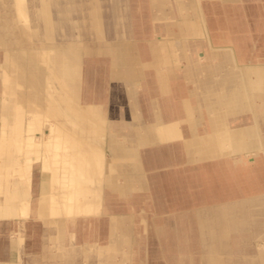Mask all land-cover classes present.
Instances as JSON below:
<instances>
[{
	"label": "rangeland",
	"instance_id": "obj_1",
	"mask_svg": "<svg viewBox=\"0 0 264 264\" xmlns=\"http://www.w3.org/2000/svg\"><path fill=\"white\" fill-rule=\"evenodd\" d=\"M96 1L98 5L94 4ZM149 2L150 0H130V7H126L125 10L122 3L117 7L114 0H26L27 24L22 25L24 29L16 25L17 35L14 36V33L12 34L14 29L7 28L4 24L10 13L6 11L5 0H0V35L3 41L6 39L11 46L18 49L22 44L29 49L38 47L39 52H42L31 54L17 52L11 53L13 56L9 57L4 55L5 52L0 45V65L10 70L8 74L15 76L12 80V77L3 76L6 78L5 81L0 77V101L2 104L7 103L5 96H10L14 100L10 115L6 114L5 117L4 132L0 133V198L4 202L3 206H8L16 200L14 186L20 188L25 197L31 195L28 206L17 211V218L0 221V264H264V254L258 251L257 247L258 242L262 243L261 237L255 241L253 239L254 251L251 254L232 253L230 250L234 244L236 250L247 246L245 240L234 238L239 231L232 230V225L231 228L223 230L217 222L206 221V227L203 229L202 223L194 220L196 219L194 215H191L192 221H189L188 215H184L192 208L191 206H194L192 203L200 200L199 198L212 195L208 179L214 180L217 176L214 165L207 168L208 176L206 174L203 176L200 171L189 166L184 168V164L148 170L143 166L139 155L135 157L140 159L141 164L136 167L132 165L134 157L130 152L133 151L129 149L133 148L134 143L126 139L130 138L127 133L132 128L127 124L126 118L129 100L125 98L123 89L116 85L118 74L114 62L116 63L117 59L111 55L110 50L116 48V43L119 44L120 52H124V55L121 54L128 64H134L135 59H138L140 68L143 67L141 59L152 55L161 71L171 67L179 70L182 69L179 65L187 64L190 56H195V49L201 47L200 43H197V47H192L194 41H202L204 37L201 24L184 28L166 24L172 20L170 10H173L174 0H170L169 3L163 2L164 9L155 12L149 8ZM255 2H251L253 7L250 31L237 23L243 19L241 9H236L235 14H232L234 9L224 8L216 15L214 9L208 4V7L204 5L210 22V34L220 31L232 35L235 33V42L239 45L236 48L248 53L247 43L251 42V53L256 57V53L263 48L264 38L259 37V40H255L252 37L258 34V28L264 27L260 24L262 22L260 12L264 11V8ZM41 8H45L47 12L45 16L35 12ZM13 14L16 15L14 12ZM9 18L8 21L13 17L10 15ZM217 20L218 25L215 24ZM197 21L201 22L200 19ZM233 21L236 29L230 31L228 27ZM260 32V35L264 34L263 31ZM166 38L168 40L164 41L162 47L158 41ZM150 42L153 45H150ZM70 47L79 58L80 85L71 82L63 73L65 56L61 57V64L53 61L54 58H59V52H66L68 49L67 53L70 52ZM167 51L169 55L165 57L164 52ZM22 57H27L26 61L28 63L30 61L32 65L30 67L35 75L32 81L25 80L26 76L32 74L27 70L29 68H24L25 71L22 72L24 76L16 73ZM224 66V68L231 66L233 69L231 62L224 61ZM18 72L21 74V71ZM46 74L51 78L46 79ZM52 75L57 80L59 78L58 84ZM47 80L61 87V90L70 97L72 106L68 105L66 113L74 116V124L67 123L65 120L67 117L62 115L60 109L57 110L55 106L44 102V98L46 100L48 97L45 86ZM88 102L101 106V116L95 105L89 107ZM52 105L59 107L55 101ZM30 117H33L36 123L40 122L34 125V130L28 131L27 135L24 131V121ZM88 117H92L95 124L101 121V117L104 118L103 130H97V126L87 127ZM50 121L56 123L52 125ZM93 128H96V131ZM105 128L106 130L111 128L110 134H113L111 137L115 136L119 144L129 151L125 152L121 159L111 158L109 144L106 149L108 160L106 158L103 164L101 153L105 149V137L108 136ZM46 129H51L48 137L44 135ZM120 133L125 137L121 139ZM30 136L34 140L29 139ZM55 138L59 140L56 141ZM49 144H52L53 149H48ZM71 144L82 156L78 154L80 157L74 159L68 157L71 154ZM145 144L141 143L138 147L140 155L146 147ZM25 151L28 153L27 156ZM53 151L58 156L55 159L46 158L45 154L49 155ZM97 151L101 155L94 158L93 154ZM89 156L93 158L90 159ZM13 158L18 160L19 166L15 165L17 163L13 162ZM53 160L56 163H52ZM69 161L80 165H86L85 162L88 161L87 166L75 167L77 174L79 170H83L84 174L78 175L72 184L65 180L64 175L54 171L55 167L59 168L61 163L65 165ZM70 164L68 163V166ZM87 173L90 178L86 177ZM103 180L105 186L103 197L100 194L96 204L88 205V197L85 195L90 191V184L94 185ZM62 181L65 182L64 187H58ZM56 186L62 194L78 196L70 200L72 205L49 206V209L53 211L56 209L61 214L63 221H59V225L46 221L53 219L52 217L44 219L33 212L37 198L47 197L56 190L53 189ZM201 189L204 191L200 192ZM26 208L27 214H24ZM49 213L50 211H47L40 215L49 216ZM114 217L123 219L127 228L125 231H120V222L115 221ZM109 224L112 225L111 230ZM216 231L221 233L218 238L214 237ZM12 235H16L19 244L8 260L3 251L6 249L8 237L10 239ZM209 247H214L215 252L209 251ZM212 258H217V261H213Z\"/></svg>",
	"mask_w": 264,
	"mask_h": 264
},
{
	"label": "crops",
	"instance_id": "obj_2",
	"mask_svg": "<svg viewBox=\"0 0 264 264\" xmlns=\"http://www.w3.org/2000/svg\"><path fill=\"white\" fill-rule=\"evenodd\" d=\"M252 1H256L258 6L264 8V0L234 2L204 0L202 6L204 16L208 21V33L210 34V22L206 16L207 10L204 9V5L208 4L211 9H214L213 12L216 15H219L220 9L224 10V8L234 9L232 14H235L236 9H241L243 19L237 23L242 25L245 30L250 31ZM5 2L6 9L13 10L12 4L10 5L11 0H5ZM163 2L169 3L170 0H150L148 6L153 12L159 11V9L163 10ZM185 4H187L185 0H174L173 10H170L173 17L166 24L177 28H184L188 24L191 26L201 24L197 20L191 21L192 16H189V8H186ZM181 6L186 10L179 13L178 8ZM260 16L262 19L260 24L264 25V11L260 12ZM215 24H219L218 20ZM234 25L235 21L228 29L230 31L236 29ZM258 31V34L252 35L255 40L264 38V34L260 35V31L264 32V27L258 28ZM227 35L231 38L229 43L224 41V37ZM210 36L216 45L221 46L225 43L233 45L237 57L243 61H264V44L262 50H259L255 57L251 53V42L247 43L248 53L236 48L238 44L235 42V33L232 35L220 31L214 32V34L212 32ZM167 40L166 38L158 42L163 47L164 41ZM255 40H253L254 44ZM201 45L199 49L193 51L196 57L190 56L187 61L188 65H179L182 68L179 70L171 67L164 71L159 69L152 55L141 59L143 67L140 68L138 59H135V63L130 65L124 59V52H120L119 45L115 48L116 63L120 61L116 65L118 74L116 79H121L124 82L127 78L126 95L135 96V99L128 96L131 100L128 102L126 113L127 124L132 127L131 131L127 133L130 138L126 139L134 143L133 148L129 149L133 151L130 152V155L132 154L134 157L132 165L136 167L141 164L140 159H136L139 155L142 158L143 166L148 170L184 164V168L189 166L193 170L200 171V174H204L203 176L205 174L208 176L207 168L214 165L217 176L214 177V180L208 179V187L213 192L212 195L199 198L200 200L192 203L194 206H191L192 208L187 210L188 212H185L184 215L189 216V221H192L191 215H194L196 217L194 220L202 223L203 229L206 227V221L217 222L223 230L231 228L232 225V230L239 231V234L234 238L247 242V246L240 248L242 250L238 247L236 250L233 243L230 250L232 253L251 254L254 251L252 248L253 239L255 241L261 237L262 243L258 242L257 247H259L258 251L264 254V166H262L264 165V121L259 119L256 124L255 120L250 118V109L244 111L247 107L244 105L241 107L240 104L232 100L233 86L238 85L229 83L230 85L225 90L223 89V76L225 75L223 68L225 67L224 61L227 60L212 52L205 57H200L198 51L207 46L202 43ZM191 46L197 47L195 42ZM164 55L167 57L169 52H164ZM113 72L115 74L116 70ZM60 76L62 77V74ZM242 117L243 120H241ZM170 125L178 128L177 133L170 136L169 133L164 132L163 135L167 138L162 139L160 130ZM233 130L234 132H231ZM120 136L121 139L125 137L124 134ZM112 140L110 156L121 159L129 150L122 147L117 138L113 137ZM141 143H146L144 145L146 147L140 155L138 147ZM257 172L258 175H256ZM203 191L201 189L200 192ZM118 222H120V231H125L127 228L123 219H119ZM241 226L244 227L238 229ZM212 234H210L211 237ZM219 236L221 233L216 231L214 237L218 238ZM11 240L12 237L10 239L8 237L5 251L2 249L8 260H10V254L14 253L11 248ZM209 248V251L215 252L214 247ZM212 260L217 261V258H212ZM248 260L250 261L251 258Z\"/></svg>",
	"mask_w": 264,
	"mask_h": 264
},
{
	"label": "bare ground",
	"instance_id": "obj_3",
	"mask_svg": "<svg viewBox=\"0 0 264 264\" xmlns=\"http://www.w3.org/2000/svg\"><path fill=\"white\" fill-rule=\"evenodd\" d=\"M115 1V4L118 6H121L122 4L124 5L125 7V10H126V7H130V0H114ZM176 1V0H175ZM187 1V4H185L186 8H189L188 10V13H189V16H192L191 18V21H194V20H198L200 19L201 21V24H202V30H203V40L202 41H194L197 45V43H202L204 45H207L206 47H204V49H201L198 51V54L200 57H205V55H208L210 52L214 53L215 55H219V56H222V58L224 60H227L229 62H231V65L233 66V69H231L230 67H226V68H223L225 69V75L223 76V89L225 90V88H227L230 84H236L238 86H233V91L232 93L234 92V95L232 98V100L234 102H236L237 104H240L241 107L242 105H247V108L246 110L244 111H247L248 109H250V118H252V120H255V123L257 124V121L260 119L261 121H264V61H258V62H249V61H243L241 59H239L237 57V53H236V50L234 48L233 45L231 44H228L229 42H231V38L227 35L226 37H224V41L225 42H228L227 44H223L221 46L219 45H216L212 42V39H211V36L210 34L208 33V21L206 19V17L204 16V11H203V6H202V3L204 0H185ZM208 1V0H207ZM222 2L224 1H228V2H234V1H239V0H220ZM94 2V1H93ZM30 3V2H29ZM54 3V2H53ZM122 3V4H121ZM12 4V7H13V10L12 9H6V11H8V16L6 17L5 19V23L7 28H12L14 29V31L12 32V34L14 33V36L17 35V31L15 30V26L17 25L19 28L21 29H24V26H22L23 24L26 25L27 24V20H28V15H27V3H26V0H11L10 2V5ZM96 5L97 4V1L94 3ZM152 4V3H151ZM43 5V4H42ZM59 5V4H58ZM73 5V4H71ZM92 6V5H91ZM74 7V6H73ZM150 7V6H149ZM181 6L178 8V12L181 13V11H184L186 10V8ZM52 8V7H51ZM55 8V6H54ZM185 8V9H184ZM58 9V8H56ZM97 9V8H95ZM111 9V7H110ZM93 11V10H92ZM91 11V13H92ZM95 11H98V10H94ZM13 12L16 14L14 16ZM35 12L39 13V15L41 16H45L47 13L45 8H41V10H38L36 9ZM87 12V11H86ZM1 13V12H0ZM111 13V12H110ZM121 13V12H120ZM51 14V13H50ZM86 14V13H85ZM96 14V13H95ZM99 14V13H98ZM113 14V13H112ZM11 15L12 20H7V18H9ZM94 15V14H93ZM70 16V15H69ZM87 17V16H86ZM112 17V16H111ZM179 18V17H178ZM10 19V18H9ZM112 19V18H111ZM16 20V22H15ZM34 20V19H33ZM74 20V19H73ZM101 20V19H100ZM121 20V19H120ZM179 20H181L179 18ZM59 21V20H58ZM182 21V20H181ZM60 22V21H59ZM96 22V21H95ZM29 23V22H28ZM125 23V22H123ZM38 24V23H37ZM113 24V23H112ZM122 26V25H120ZM187 27H191V24H188L186 25ZM1 28V26H0ZM30 28V27H29ZM53 28V27H52ZM11 29V30H12ZM38 29V28H37ZM90 30V29H89ZM114 31V30H113ZM24 32V31H23ZM1 33V32H0ZM63 33V31H62ZM19 34V33H18ZM57 34V33H56ZM123 34V33H122ZM24 35V34H23ZM78 35V34H77ZM38 36V35H36ZM41 36V35H40ZM17 37V36H16ZM30 37V36H29ZM161 37V36H160ZM43 38V37H42ZM160 39V38H159ZM30 40V39H29ZM24 41V40H23ZM25 42V41H24ZM35 42V41H34ZM74 42V41H73ZM10 42L7 41L6 39L3 41V37H1L0 35V45H1V49L3 50L4 55L6 56H9L12 55L11 53L15 54L17 52H20V53H28V54H31V53H42V52H39V48H33V49H29L28 47L24 46L23 44L18 48H16V46H11V44H9ZM36 43V42H35ZM40 43V42H39ZM45 43V42H43ZM71 43V42H70ZM14 44V43H13ZM75 44V43H74ZM108 44V43H107ZM117 45L119 44H116V47ZM203 45V46H204ZM43 46V45H42ZM66 46V45H65ZM103 46V45H102ZM202 46V45H201ZM34 49H38V50H34ZM70 52L67 53V50L66 52H59L60 55H59V58L58 59H53V61H55L56 63L59 62V64H61L60 60H61V57L62 56H65L64 57V60H66V63L63 65V68H62V71L63 73L69 77V79L71 80V82H73L74 84H79L80 85V73H81V69H80V63H79V58L76 54V52L70 47ZM84 49V48H83ZM32 50H34L32 52ZM58 50V49H57ZM56 50V51H57ZM60 51V50H59ZM87 52V50H86ZM115 48H113V50H110V53L111 55L114 57L115 55ZM58 53V52H56ZM88 53V52H87ZM86 53V54H87ZM76 55V56H75ZM108 55V54H106ZM213 55V54H212ZM13 56V55H12ZM4 57V56H3ZM27 58V57H26ZM26 58H21V61H19V66L17 67L19 71H21V74L18 72V70L16 71L17 74L19 75H23V70L24 68L29 70L30 73H32V69L30 66H32L30 64V61L29 63L26 61ZM32 59V57H30ZM115 58V57H114ZM117 59V57L115 58ZM11 60V59H10ZM32 61V60H31ZM43 61V60H42ZM119 61V60H118ZM3 62V61H2ZM36 62V61H35ZM120 62V61H119ZM118 62V63H119ZM32 63V62H31ZM118 63H115V66L118 64ZM122 63V62H121ZM202 63V62H201ZM213 63V62H212ZM39 64V63H38ZM192 64V63H191ZM209 64V63H208ZM214 64V63H213ZM188 65V64H187ZM135 66V65H134ZM192 66V65H190ZM209 67V66H208ZM189 68V67H188ZM190 69V68H189ZM199 70V69H198ZM8 71L10 70H7L3 65H0V77L2 78L3 81L6 80V78H4L3 76H8V77H12L11 80L13 78H15V76H13L12 74H8ZM25 71V70H24ZM121 71V70H119ZM27 72V71H26ZM76 74V75H75ZM135 74V73H134ZM37 75V74H36ZM42 75V74H41ZM24 76V75H23ZM47 76V74H46ZM53 76V75H52ZM18 77V76H17ZM35 77V75L32 73V74H29V76H26L25 77V80H30L32 81ZM54 77V76H53ZM4 78V79H3ZM50 79L51 76H48L46 77V79ZM55 78V77H54ZM120 78H125V77H120ZM37 79V78H36ZM11 80H9V84L11 82ZM21 80V79H20ZM56 80V84L59 83V78L57 80V78H55ZM118 82H116V85H118L121 89H123V92H124V95H125V98L126 99H129V101L131 100L130 98L132 99H135V96L131 95V94H127L126 95V89H127V83L126 80L124 82H122L121 79H117ZM184 80V79H183ZM48 81V82H47ZM46 83H45V86H46V89H47V94L46 96L47 97V101L45 100L44 98V102H48L47 104H50V106H55V109L59 110L60 109V112H62V115H66V119L67 120V123H70V124H74V116L70 115L69 113H66L67 112V107L68 105H71L72 106V102H71V99L70 97L61 90V87H58L55 85V83H53L51 80H47ZM19 83V82H18ZM52 83L54 85H52ZM220 83V82H218ZM230 83V84H229ZM8 84V85H9ZM206 84V83H205ZM215 84V83H214ZM4 87H7V86H4ZM137 87H139L137 85ZM236 87V88H234ZM231 88V86H230ZM0 92H1V87H0ZM228 92V91H227ZM40 93V92H39ZM228 94V93H227ZM230 94H231V91H230ZM109 95V94H108ZM232 95V94H231ZM26 96V95H25ZM28 96V95H27ZM37 96V95H36ZM128 96L130 98H128ZM6 100H7V103H3L0 101V119H1V128H0V133L4 132V125H6L5 123V117H6V114H9L11 113L13 107H14V100L11 99L10 96H5L4 97ZM28 98V97H27ZM113 98V96H112ZM109 100V99H108ZM120 100V99H119ZM50 101H52L50 103ZM53 101L57 102L58 104V108H56L57 106L56 105H52ZM79 102V101H78ZM19 103V102H18ZM211 104V103H210ZM92 105H95V108L98 109L97 112L98 114H100L101 116V106L98 105V104H93L91 102H88V106L89 107H92ZM44 106V105H43ZM48 106V105H45V107ZM70 107V106H69ZM44 108V107H43ZM70 108H74V107H70ZM45 109V108H44ZM48 109V108H46ZM54 109V108H53ZM95 109V110H96ZM54 111V110H53ZM50 112V111H49ZM58 112V111H56ZM225 112V111H224ZM73 113V112H72ZM33 114V113H32ZM56 114V113H55ZM59 114V113H58ZM61 115V114H60ZM225 117V116H223ZM246 118V117H244ZM18 119L20 120V117L18 115ZM48 119V118H47ZM104 121V118L101 117V121H97L98 124H95L94 123V120L92 119V117H88L87 120H88V126L87 127H90V126H97V130H100L102 131L103 130V121ZM49 120V119H48ZM241 120H243V117L241 118ZM8 121V120H7ZM6 121V122H7ZM40 121H38L37 123H39ZM9 123V121H8ZM7 123V124H8ZM13 123V122H12ZM37 123L34 121V118L30 117V118H26V120L24 121V131L26 132L25 134H27L28 131H32L34 130V125H37ZM54 123L56 122H52L50 121V124L54 125ZM66 123V122H65ZM86 125V124H85ZM34 127V128H33ZM70 127V126H69ZM27 129V131L25 130ZM59 129V128H58ZM109 129V128H108ZM108 129L106 130L105 128V132L108 136L105 137V149L103 150V152L101 153L102 154V158L104 159L103 160V164H105V159L107 158L108 160V150L107 149V146H109V144H113V140L111 137V135L113 136V134H110V129L108 131ZM230 129V128H229ZM94 131H96V128H93ZM92 130V132H93ZM177 130L178 128L176 126H167L165 129H161L160 130V135H161V138L162 139H165L167 137H164V132H167L169 133V135L171 136L173 133L176 134L177 133ZM57 131V130H56ZM11 132V131H10ZM51 132V129L48 130L46 129L45 132H44V135L46 137H48L49 133ZM231 132H234L231 131ZM250 132V131H249ZM78 133V132H77ZM58 134V133H57ZM60 134V133H59ZM62 134V133H61ZM166 134V133H165ZM230 134V133H229ZM28 135V134H27ZM121 135V133H120ZM4 136V135H3ZM67 136V135H66ZM241 136V134H240ZM115 137V136H114ZM116 138V137H115ZM29 139H32V137L30 136ZM89 139V138H88ZM92 140V138H90ZM25 137H24V141H25ZM34 140V139H32ZM56 141L59 140V138H55ZM95 140V139H94ZM236 141V140H235ZM36 142V141H34ZM88 142V141H86ZM18 145L19 144V141H17ZM88 144V143H86ZM92 144V143H91ZM17 145V144H16ZM27 145V144H25ZM1 146V145H0ZM24 146V145H23ZM29 146V145H28ZM48 146V149H53L52 147V144H49L47 145ZM57 146V145H56ZM55 147V146H54ZM80 147H83V146H80ZM19 147H17L18 149ZM262 148V146H261ZM16 149V150H17ZM70 149H71V154L68 155V157L74 159L76 157H80L82 156L81 153H78V149L77 148H74L73 145L71 144L70 146ZM122 149V148H121ZM263 149V148H262ZM38 150V149H37ZM29 151V150H28ZM51 151V150H50ZM73 151V152H72ZM26 152V151H25ZM37 152V151H36ZM39 152V151H38ZM37 152V153H38ZM84 152V151H83ZM98 152V153H97ZM97 152H93V157L95 158L97 155H101L99 151ZM45 153V152H44ZM87 153V152H86ZM105 153V154H104ZM107 153V154H106ZM42 154V153H41ZM78 154H81L80 156ZM28 153L26 152L25 153V156H27ZM64 155V154H63ZM24 156V157H25ZM46 158H51V159H55L58 155L55 154V152L53 151L51 154L49 155H46ZM60 156V155H59ZM87 156V155H86ZM67 157V156H66ZM93 157L89 158L92 159ZM17 158V157H16ZM13 162H15V158H13ZM18 159V158H17ZM76 160V159H75ZM51 160H49L50 162ZM81 161V160H80ZM99 161V160H97ZM18 162V160L16 161V163ZM55 162V160L52 161V163ZM78 162V161H77ZM19 163V162H18ZM15 164L16 166H19V164ZM56 163V162H55ZM66 163V161L64 162ZM68 163H71L69 166H68ZM67 164H63L61 163V166L58 168L57 164L54 169L55 173H61L62 175H64V178L65 180H67L68 182H71L70 184L74 183V181L77 179L78 175L82 176V174H84L83 170H79L77 171L78 174L75 172V167L76 166H79V167H83V166H87L88 164V161L87 163L85 162L86 165H83L80 163L77 164V163H74V162H71L69 161ZM93 163H95L94 159H93ZM99 163V162H98ZM14 164V163H13ZM91 164H92V161H91ZM101 164V162L99 163V165ZM55 166V165H54ZM259 166V165H258ZM257 166V167H258ZM264 166V165H262ZM20 168V167H19ZM260 169V167H259ZM262 169V168H261ZM66 174V175H65ZM88 175L86 177L90 178V175L89 173H87ZM258 175V172L257 174ZM21 178H23V176L21 175L20 176ZM260 177V176H259ZM63 178V177H62ZM16 181V180H15ZM20 181V180H19ZM25 181V180H24ZM67 182V184H68ZM65 182L62 181V183L60 182L59 183V186L58 187H61L63 186ZM22 184V183H21ZM23 185V184H22ZM55 186V185H54ZM92 186V187H91ZM13 187V186H11ZM57 186L54 187L53 189H56L54 192H52L50 195H48L47 197L46 196H39L36 200V203H35V209H33V212H35V214L37 216H40L41 218H46L48 219L49 217H52L53 219H50V220H46L47 222H55L58 224L59 221H63L62 220V217L61 214H59V212L56 211V209H54V211L52 209H49V206L51 207V204H55V205H72V201H70L71 199L73 200L74 198L78 197L77 194H73V195H69V194H62V191L61 190H58ZM64 187V186H63ZM104 180L103 182H96L94 183V185H91L90 184V191L88 192V195H85L86 197H88V205L90 204H96L97 203V198L100 196V194H102V197H103V194H104ZM24 188V187H23ZM13 189L15 190V194H14V198L16 200L12 201V203H10L8 206H3L4 202L1 200L0 198V220L2 219H13V218H17V211H21L22 208H25L28 206V200H31V195L30 197L24 195L23 191L19 188H17L16 186L13 187ZM17 189V190H16ZM40 189V188H39ZM98 189V192H96V190ZM24 190H26L24 188ZM70 190V189H69ZM110 190V189H109ZM103 192V193H102ZM90 196V197H89ZM92 196H94L92 198ZM103 199V198H101ZM18 203H17V202ZM70 202V204H69ZM102 204V201L100 202V205ZM19 205V206H18ZM32 210L31 208V205H30V211ZM29 211V213H30ZM47 211H50V215L49 216H41L40 214H42L43 212H47ZM63 211V210H62ZM263 212V211H261ZM24 214H27V208L24 210L23 212ZM61 213V211H60ZM75 216V215H74ZM110 220V219H109ZM114 220L115 221H119L118 218L114 217ZM110 225V230H111V224ZM119 225V224H118ZM121 228H123L121 226ZM60 229V227L58 228ZM28 234V233H27ZM12 237V240H11V248H13V252L15 250H17L18 248V244H19V240L16 239V235L14 236H11ZM104 247V246H103ZM259 248V247H258ZM20 250V249H19ZM7 253V252H6ZM5 254V253H4ZM18 256V255H17ZM19 258V257H18ZM17 258V259H18ZM56 258V257H55ZM115 259V258H114Z\"/></svg>",
	"mask_w": 264,
	"mask_h": 264
}]
</instances>
